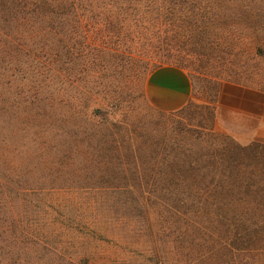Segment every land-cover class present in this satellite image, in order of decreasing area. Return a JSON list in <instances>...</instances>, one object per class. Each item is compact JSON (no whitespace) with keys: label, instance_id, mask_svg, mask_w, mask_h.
<instances>
[{"label":"rangeland","instance_id":"rangeland-1","mask_svg":"<svg viewBox=\"0 0 264 264\" xmlns=\"http://www.w3.org/2000/svg\"><path fill=\"white\" fill-rule=\"evenodd\" d=\"M168 11L161 20L178 18L174 29L160 25L125 52L100 34L89 74L72 78L89 96L67 87L62 108L45 104L56 97L53 80L33 104L23 101L33 65L4 69L0 264H264V142L239 143L223 130L231 119L218 118L230 87L264 102V0H177ZM162 65L191 81L173 113L143 94ZM69 98L89 106L98 127L74 116ZM240 123L245 131L250 122ZM146 157L160 163V183Z\"/></svg>","mask_w":264,"mask_h":264},{"label":"trees","instance_id":"trees-1","mask_svg":"<svg viewBox=\"0 0 264 264\" xmlns=\"http://www.w3.org/2000/svg\"><path fill=\"white\" fill-rule=\"evenodd\" d=\"M176 1L0 0V115L3 110L1 97L4 95V69L6 70L7 65L13 75L17 71L20 73L19 66L28 64L26 70H29L33 65L35 70L33 82L21 86L22 93L26 96L23 100L26 104H33L43 90L46 92L51 88L54 81L56 97L48 98L45 104L51 107L50 111L56 107L62 108L63 100L68 98L67 87L84 99L89 96L88 87L79 84L74 86L72 78L75 75L81 77L89 74V69L84 66L90 53L97 51L94 40L98 39L100 34L102 45L114 39L117 52H125L129 42L153 30L154 34L158 33L160 25H168L170 29H174L178 18L172 19L170 26L169 22L161 20V15L162 10L175 8ZM82 21L86 22L85 29L77 31L82 29ZM189 31L191 34L189 37L192 38V30ZM69 100L74 101L71 104L69 102L70 112L74 116H82L91 127H98L99 124L91 119L95 114L88 110L89 106L85 105L86 109L82 108L83 114V110L78 108L80 102L73 98ZM86 111L91 115L89 116ZM47 114L51 112L48 111ZM227 140L229 143L234 142L231 138ZM139 152V147H135L132 159L136 167L143 160ZM146 160L151 179L155 182L162 181L161 171L156 169L160 165L158 160L152 157H146ZM172 175L174 179L176 174ZM80 258L78 264H89V258Z\"/></svg>","mask_w":264,"mask_h":264},{"label":"crops","instance_id":"crops-1","mask_svg":"<svg viewBox=\"0 0 264 264\" xmlns=\"http://www.w3.org/2000/svg\"><path fill=\"white\" fill-rule=\"evenodd\" d=\"M191 88V81L182 69L162 65L147 74L143 94L151 108L162 113H173L187 104ZM262 100L260 96L257 97L240 87H230L224 90L218 104V118L225 123L228 117L231 123L223 125V130L239 143L247 144L255 139L264 142V135L257 137V134L262 133L264 126V102ZM241 120L245 123L250 122L245 127V131H242L239 126Z\"/></svg>","mask_w":264,"mask_h":264}]
</instances>
